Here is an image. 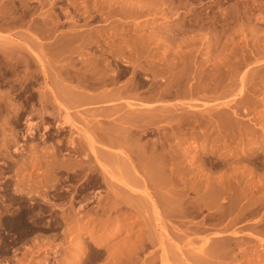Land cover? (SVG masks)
Segmentation results:
<instances>
[{"label": "rangeland", "instance_id": "374dc122", "mask_svg": "<svg viewBox=\"0 0 264 264\" xmlns=\"http://www.w3.org/2000/svg\"><path fill=\"white\" fill-rule=\"evenodd\" d=\"M0 264H264V0H0Z\"/></svg>", "mask_w": 264, "mask_h": 264}, {"label": "bare ground", "instance_id": "6f19581e", "mask_svg": "<svg viewBox=\"0 0 264 264\" xmlns=\"http://www.w3.org/2000/svg\"><path fill=\"white\" fill-rule=\"evenodd\" d=\"M138 163H139V162H138ZM147 167H148V166H147ZM161 173H162V172H161ZM161 177H162V176H161ZM166 181H167V180H166ZM151 185H152V184H151ZM167 203H168V202H167ZM162 205H163V204H162ZM172 205H173V204H172ZM166 210H167V209H166ZM166 210H165V211H166ZM177 216H178V215H177ZM149 237H150V236H149ZM146 241H147V240H146Z\"/></svg>", "mask_w": 264, "mask_h": 264}]
</instances>
